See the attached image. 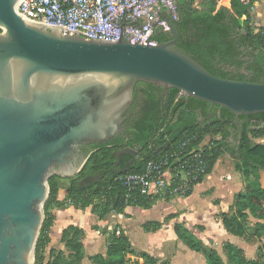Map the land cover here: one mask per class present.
Instances as JSON below:
<instances>
[{
  "label": "water",
  "instance_id": "1",
  "mask_svg": "<svg viewBox=\"0 0 264 264\" xmlns=\"http://www.w3.org/2000/svg\"><path fill=\"white\" fill-rule=\"evenodd\" d=\"M19 1L0 0V264L33 263L49 176H74L87 159L80 146L121 134L138 82L236 117L264 112V82L219 78L173 48L170 16L173 40L114 41L28 19Z\"/></svg>",
  "mask_w": 264,
  "mask_h": 264
},
{
  "label": "trees",
  "instance_id": "2",
  "mask_svg": "<svg viewBox=\"0 0 264 264\" xmlns=\"http://www.w3.org/2000/svg\"><path fill=\"white\" fill-rule=\"evenodd\" d=\"M188 1L179 0V4L186 6ZM218 1L201 0L198 6L184 8L182 21L174 25L178 39L172 45L173 48L193 58L214 76L237 81H243L246 75L242 70L245 61L240 58V54L247 51L250 58L246 61V70L251 74L248 81L263 83L264 26H256L251 22L249 9L253 0L249 4H243L241 0H230V8L218 6ZM180 19L179 16L178 21ZM167 35V32L156 30L152 40L163 42ZM153 87L145 83V91L156 104L152 103L132 127L129 142L117 137L91 144L87 159L77 174L67 178L57 174L49 176V193L44 204V219L35 247L34 264H45L46 247L51 242L49 231L55 221L53 209L68 206L80 210L90 209L103 220L111 212L124 213L129 206L149 209L159 200L169 201L174 196L187 197L195 185L211 174L225 153L233 159V167L241 173L246 187L235 195L231 212L220 214L221 222L227 231L249 242L264 237V187L260 183V170L264 169V144L248 146L245 142L248 136L264 137V123H260L264 122V112L239 115L240 119L248 116L254 118L261 126L252 129L245 123L241 138L236 137L238 144L231 146L227 141L230 134L228 126L234 117L231 111L221 108V113L215 114L210 124L203 125L199 117L206 115L204 107H209L210 103L182 95L179 90L170 88L167 98L160 105L159 99L154 97ZM192 135H196V140L188 141ZM206 137H209V141L201 149L206 170L196 180L190 181L185 192H173V185L159 193L146 195L140 193L138 186L127 184L125 177L143 172L149 159L158 160L175 150L187 152L197 147ZM183 143L186 145L183 146ZM132 144L138 148V154L135 157L121 155L118 160L115 153ZM62 180L67 182L66 194L63 199H59ZM176 217V214H170L161 222H146L142 228L145 232L156 231L163 223ZM251 217L255 219L252 224L249 222ZM174 231L191 250L205 256L206 264H260L257 258L248 259L242 248L229 242L223 244L226 255L223 259L217 250L205 247L181 223H175ZM102 232L107 238L105 254H94L91 257L93 264H131V256L143 259L144 264H158L157 259L148 253L134 250L129 238L117 227L112 230L103 229ZM84 235L83 229L77 226L65 228L61 242L70 249L69 256L72 259L66 261L63 256H57L47 264H75L83 259ZM258 253L264 258V243L257 247Z\"/></svg>",
  "mask_w": 264,
  "mask_h": 264
},
{
  "label": "crops",
  "instance_id": "3",
  "mask_svg": "<svg viewBox=\"0 0 264 264\" xmlns=\"http://www.w3.org/2000/svg\"><path fill=\"white\" fill-rule=\"evenodd\" d=\"M221 160L216 163L209 176L193 187L189 196H174L169 201L159 200L149 209L129 206L125 208L124 213L111 212L101 220L90 209L80 210L72 206L55 208L52 211L55 221L49 231L51 241L55 234V238L60 239L61 242L63 230L70 225L83 229L85 240L87 233L85 225L89 228L88 224L91 223V227L94 228L92 230L101 234H103L102 229L99 230L98 226L107 230L115 227L122 230L134 250L148 253L157 259L158 264L161 262L206 264L205 256L201 252L191 250L175 234V223H181L199 238L205 247L217 250L223 259L226 256L223 249L225 242L244 250L239 241L245 239L227 231L221 222L220 214L231 212L235 195L244 191L246 185L241 173L233 166L229 165L226 169H221L219 165ZM65 194V185H63L59 190V199H63ZM170 214H176L177 217L163 223L158 230L151 232L143 230L144 223L161 222Z\"/></svg>",
  "mask_w": 264,
  "mask_h": 264
},
{
  "label": "built area",
  "instance_id": "4",
  "mask_svg": "<svg viewBox=\"0 0 264 264\" xmlns=\"http://www.w3.org/2000/svg\"><path fill=\"white\" fill-rule=\"evenodd\" d=\"M250 0H241L249 4ZM16 10L24 17L48 24H61L97 39H128L131 42H153L156 30H167L166 18L178 19L175 0H20ZM64 29L66 33L68 30ZM0 32L2 27L0 26ZM90 35V36H89ZM209 137L187 152L173 151L158 160L149 159L143 172L125 177L141 194H155L166 188L185 192L190 181L204 174L206 164L202 147ZM196 135L188 141H195ZM186 143H183L185 146Z\"/></svg>",
  "mask_w": 264,
  "mask_h": 264
},
{
  "label": "rangeland",
  "instance_id": "5",
  "mask_svg": "<svg viewBox=\"0 0 264 264\" xmlns=\"http://www.w3.org/2000/svg\"><path fill=\"white\" fill-rule=\"evenodd\" d=\"M200 1L201 0H194V6H198ZM218 6H226L230 8V0H219ZM249 12H250L252 24L256 26H264V0H253L252 6L250 7ZM243 19L244 17L241 18L240 21L242 22ZM208 140L209 139H207L206 141ZM245 142H247V144L246 143L245 144L248 146H251L256 143L264 144V137L261 139L255 140V138H251L250 136H248L245 138ZM219 165L221 169H226L227 167H229V165L233 166V159L229 157V155L224 154L222 156V161L219 163ZM260 172H261V176L263 180L261 182L263 183L262 185L264 187V169H261ZM61 184L66 185L67 182L65 180H62ZM262 203L264 205V201H262ZM249 222L250 224H252L255 222V219L251 217ZM91 225H92L91 223L88 224L89 228L87 227V225H85V228L87 231L85 240L83 239V245L85 248V257L81 259L79 262H75V264H93L91 257L94 254H105L107 238L100 232L93 231L92 229L94 228H92L93 226L91 227ZM97 228L99 230L101 229L103 230V227L98 226ZM55 237L56 235L53 234V240L46 247L45 260H44L45 264H47L48 262H53L57 258V256H60V257L63 256L64 258H66V261L72 259V257L69 256L70 249L65 247L64 243L60 242V239L58 240ZM239 243L244 248L246 257L257 258L260 264H264V258L262 257V255H259V253L257 255V252H256L257 247L261 245L262 243H264V237H262L261 240H255V241H250V242L242 239V242L239 241ZM31 264H34V261ZM131 264H144V261L143 259H140L136 256H131Z\"/></svg>",
  "mask_w": 264,
  "mask_h": 264
},
{
  "label": "flooded vegetation",
  "instance_id": "6",
  "mask_svg": "<svg viewBox=\"0 0 264 264\" xmlns=\"http://www.w3.org/2000/svg\"><path fill=\"white\" fill-rule=\"evenodd\" d=\"M184 7H185V9L187 7H192L193 8L194 7V2L192 3V0H189L187 5L184 6ZM179 16L181 17V19L179 21H177V22H181L182 21V12L178 14V19H179ZM177 22L174 23L175 26H176ZM163 32H167L168 33L167 37L165 38V40L163 42H167V41H170V40L174 39V34H173V32L170 29L163 30ZM242 49L243 48H241V50ZM240 58H242L245 61V63L242 65V70H244V73L246 74L244 76V80H249L250 77H251V74L249 73L250 72L249 70H246V67H247L246 61L250 57L247 55V51L246 52L242 51V53L240 54ZM152 86H154V85H152ZM160 88L158 86H154L153 87V92H154L155 99H159L160 105H162L163 104V100H164V98H167V95H163V89H160ZM145 89L146 88H145V83L144 82H138L135 85L134 94H133V100H132V103H131V105H130V107H129L126 115H125V118H124V121H123V124H122L121 134L120 135H116L114 138L120 137V138H123L125 140V142H129L130 139H131L130 138V132L132 130V127L138 121V119L143 114V112H145L152 103H153V105L156 104L154 101H151V99L149 98V94H148L147 91H145ZM168 93H169V91H168ZM215 106L216 105H211L210 104L209 107H207V108L204 107L206 115L203 118H202V116H200L201 118L199 117V119H201V122H202L203 125L210 124L212 119H213V117L215 116V114L219 115L221 113L222 109L219 108V106H217V107H215ZM245 123H247L248 126L250 128H252V129L258 128V127L261 126V125H259L257 123V120H255L254 118H249V116H248L246 118L240 119L239 116L236 117L234 115V117L230 121V125L228 126V130H229L230 134L228 135V140L227 141H229V144L231 146H236L238 144V140H236V137L241 138L242 128H243V125ZM260 123H264V122H260ZM224 125H226V123ZM261 138H263V137L255 138V140L256 139H261ZM90 145L80 146V154L81 155H86L90 151ZM125 148H131L133 150V153L132 154L123 153V154H120V156L121 155H128V156L135 157L138 154V148L134 147L133 144L130 145V146H125V147H123V148H121L119 150H123ZM225 154L228 155V153H225ZM261 181H263V180H262V176H261V172H260V183H261V186L263 187V185H262L263 183Z\"/></svg>",
  "mask_w": 264,
  "mask_h": 264
}]
</instances>
